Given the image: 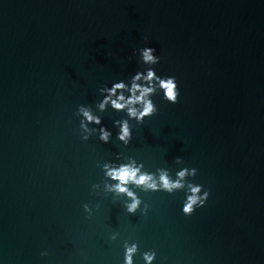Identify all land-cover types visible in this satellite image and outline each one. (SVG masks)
<instances>
[{
    "label": "water",
    "instance_id": "water-1",
    "mask_svg": "<svg viewBox=\"0 0 264 264\" xmlns=\"http://www.w3.org/2000/svg\"><path fill=\"white\" fill-rule=\"evenodd\" d=\"M146 43L177 101L153 96L127 146L81 140L76 106L143 70ZM117 152L149 170L181 156L205 204L184 215L182 190H137L150 207L126 213L90 188ZM123 240L134 264L147 249L152 264H264V0H0V264H122Z\"/></svg>",
    "mask_w": 264,
    "mask_h": 264
},
{
    "label": "clouds",
    "instance_id": "clouds-1",
    "mask_svg": "<svg viewBox=\"0 0 264 264\" xmlns=\"http://www.w3.org/2000/svg\"><path fill=\"white\" fill-rule=\"evenodd\" d=\"M143 39L147 41L148 37ZM154 47L147 43L142 47L132 49V55L137 57L143 70L137 69L126 79H114L110 85H101L96 91L99 98L93 104H78L74 116L78 117V131L81 140H88L95 136L100 142L108 143L113 138L127 146L132 138V125L143 122L147 117L157 112V105L152 97L160 96L161 99L175 103L179 95L176 77L173 75L158 74L154 65L158 64L161 57ZM131 59V57H129ZM114 112H123L119 119L111 121V128L102 123V114L107 109ZM173 163L177 165L175 170L158 166L154 170L145 167L142 161L132 155L121 152L115 154V158L105 160L98 166L102 172L99 183H92L91 190L111 194L113 201H118L128 214H135L138 210L145 214L150 205L142 201L138 195L140 192L162 191L168 194L183 192L180 211L184 215H190L196 208L203 206L209 196V190L202 184L194 182L197 168L184 165L181 156H176ZM98 207V205H97ZM88 217L92 216V209L87 203L82 205ZM118 233H108V240L115 241ZM122 264H134V256L138 252L135 240H123ZM46 250H41L40 255L46 256ZM139 255L143 264H152L156 257L153 249L140 251Z\"/></svg>",
    "mask_w": 264,
    "mask_h": 264
}]
</instances>
